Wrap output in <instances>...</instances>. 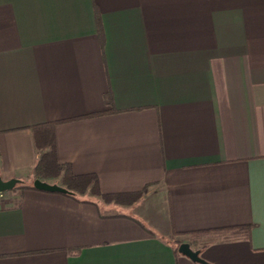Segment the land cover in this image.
Wrapping results in <instances>:
<instances>
[{"label":"crops","instance_id":"obj_1","mask_svg":"<svg viewBox=\"0 0 264 264\" xmlns=\"http://www.w3.org/2000/svg\"><path fill=\"white\" fill-rule=\"evenodd\" d=\"M0 178V264H264V0H0Z\"/></svg>","mask_w":264,"mask_h":264},{"label":"trees","instance_id":"obj_2","mask_svg":"<svg viewBox=\"0 0 264 264\" xmlns=\"http://www.w3.org/2000/svg\"><path fill=\"white\" fill-rule=\"evenodd\" d=\"M44 126L45 131L41 135L35 136V146L39 148L40 153L31 171L33 179L57 184L66 190V193H62L63 195L75 200H80L86 195H99L106 202L131 205L144 196L146 188L132 193L100 194L95 175H75L69 164L57 161L52 137L47 132L49 125ZM30 188L34 189L33 186ZM82 201L86 202L87 200L82 199ZM240 229L243 231L248 230L236 228L234 232H238Z\"/></svg>","mask_w":264,"mask_h":264},{"label":"water","instance_id":"obj_3","mask_svg":"<svg viewBox=\"0 0 264 264\" xmlns=\"http://www.w3.org/2000/svg\"><path fill=\"white\" fill-rule=\"evenodd\" d=\"M19 182V180L12 178L6 181H3L0 178V193L5 191H10L14 188V186ZM32 186L39 191L44 192H56V193H66V190L57 184H51L45 181H41L39 179H34ZM177 251L188 257L193 262L206 264L198 254V251L191 249L188 243H180L177 246Z\"/></svg>","mask_w":264,"mask_h":264},{"label":"rangeland","instance_id":"obj_4","mask_svg":"<svg viewBox=\"0 0 264 264\" xmlns=\"http://www.w3.org/2000/svg\"><path fill=\"white\" fill-rule=\"evenodd\" d=\"M178 246V245H177Z\"/></svg>","mask_w":264,"mask_h":264}]
</instances>
